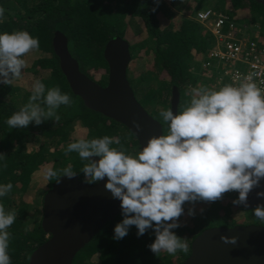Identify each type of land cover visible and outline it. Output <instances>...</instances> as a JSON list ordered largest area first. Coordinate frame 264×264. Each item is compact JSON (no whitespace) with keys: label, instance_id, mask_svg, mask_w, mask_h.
I'll return each mask as SVG.
<instances>
[{"label":"trees","instance_id":"16d2710c","mask_svg":"<svg viewBox=\"0 0 264 264\" xmlns=\"http://www.w3.org/2000/svg\"><path fill=\"white\" fill-rule=\"evenodd\" d=\"M0 6L5 9L0 32L25 30L39 38V49L21 57L26 67L20 80L26 89L0 83V153L5 154L0 161V184L13 185L11 192L0 197V203L6 211L16 212L14 224L7 229L11 264H29L32 253L48 240L41 228V202L62 170L71 167L79 181L86 183L82 168L87 161L76 152H66L76 131L83 132V139L87 140L105 135L117 138L120 144L112 147L123 146L132 155L140 149L136 138L123 125L87 109L71 92L53 51L56 32L66 38L68 52L80 73L102 88L106 87L108 76L103 57L105 45L113 38L126 41L131 57L127 81L136 101L161 125L162 134L168 126L160 112L170 108L173 88L179 93L178 113L189 106L193 90L204 87L199 84L211 83L203 77L202 64L214 41L194 21L198 12L211 8L225 14L249 38L258 35L264 41V15L260 14L264 7L253 0H171L169 4L162 0H0ZM136 22L143 27L141 35L131 29ZM140 61L144 69L136 72ZM37 80L44 83L45 94L57 86L68 93L71 104L57 109L58 123L50 119L40 125L33 122L26 128L9 127L7 119L29 102ZM49 169L55 170L57 176L49 178ZM236 197V192H228L216 202L197 203L190 224L173 229L186 239L187 253L161 252L157 257L148 248L155 239L153 229L137 237L136 227L131 226L123 239H113L114 227L123 219L119 214L76 254L72 264H184L192 241L202 232L241 226L233 221V216L238 211H254L233 205ZM191 207L188 202L184 205L185 210Z\"/></svg>","mask_w":264,"mask_h":264},{"label":"clouds","instance_id":"9594fccd","mask_svg":"<svg viewBox=\"0 0 264 264\" xmlns=\"http://www.w3.org/2000/svg\"><path fill=\"white\" fill-rule=\"evenodd\" d=\"M207 10L212 9L198 12L194 21ZM4 17L5 9L0 6V23ZM38 49L39 38L25 30L0 32V83L9 85L21 77L26 67L21 57ZM217 87L194 89L189 106L175 115L171 108L162 110L160 117L168 126L167 132L149 138L135 155L123 146L112 147L120 141L107 135L68 144L67 153L76 152L87 161L82 168L85 182L94 184L107 178L105 188L120 201L123 219L115 225L113 239H123L131 226L136 227L137 237L153 229L155 239L148 248L157 257L161 252L187 253L186 239L173 231L181 226L179 220L185 214L186 202L193 205L188 209L189 216L196 215L197 203L216 202L228 192L238 193L233 205L247 206L250 192L261 187L264 88L254 82L252 75L243 77L238 84ZM45 91L44 83L35 81L29 102L7 119V125L26 128L33 122L40 125L50 119L58 123L57 109L70 105L71 97L58 86L48 89L46 94ZM134 125L138 130L141 127L138 122ZM90 157L99 159L89 162ZM4 158L5 154L0 153V161ZM76 174L66 167L60 177L73 179ZM47 175L55 177L57 172L49 169ZM12 188L10 182L0 184V197ZM256 195L264 198V190ZM253 214L264 222V204H258ZM15 220V210L6 211L0 203V264H11L7 229ZM221 239L225 243L237 242L235 237Z\"/></svg>","mask_w":264,"mask_h":264},{"label":"water","instance_id":"95a60500","mask_svg":"<svg viewBox=\"0 0 264 264\" xmlns=\"http://www.w3.org/2000/svg\"><path fill=\"white\" fill-rule=\"evenodd\" d=\"M264 7V0H253ZM52 47L71 92L84 106L123 125L142 148L152 136L162 134L161 125L136 101L126 73L131 57L128 43L111 39L104 48L107 64V85L102 88L80 73L77 62L70 56L67 40L59 32L54 34ZM179 93L173 88L170 108L177 114ZM134 122L140 124L136 129ZM90 157V162L98 160ZM107 178L93 185L60 177L52 184L42 200L41 228L48 240L31 255L29 264H72L76 254L96 236L101 228L121 214L120 201L105 188ZM264 190L254 188L243 210L252 211L264 198L257 197ZM238 196V193H237ZM235 237L236 243H225L221 237ZM184 264H264V226L246 225L233 228H212L196 237Z\"/></svg>","mask_w":264,"mask_h":264},{"label":"built area","instance_id":"2783aa9c","mask_svg":"<svg viewBox=\"0 0 264 264\" xmlns=\"http://www.w3.org/2000/svg\"><path fill=\"white\" fill-rule=\"evenodd\" d=\"M170 3L171 0H164ZM196 21L212 36L213 47L207 52L203 72L218 71V87L240 82L252 75L254 82L264 88V41L258 35L249 38L227 15L207 10L197 15ZM205 75V74H204Z\"/></svg>","mask_w":264,"mask_h":264},{"label":"rangeland","instance_id":"374dc122","mask_svg":"<svg viewBox=\"0 0 264 264\" xmlns=\"http://www.w3.org/2000/svg\"><path fill=\"white\" fill-rule=\"evenodd\" d=\"M211 9V8H210ZM260 14L261 15H264V10H260ZM131 29H133L132 31H134V32H137L138 34L140 33V35L142 34V32H143V27H142V25L140 24V23H135V26L133 27V25H132V27H131ZM213 47V46H212ZM211 47V48H212ZM211 48H209V49H211ZM29 58H31V57H29ZM30 60V59H29ZM198 67V66H197ZM144 69V67H143V63L140 61V62H137V64H136V66H135V71L136 72H139V71H142ZM203 69V68H202ZM200 73V72H199ZM204 77V79L205 80H207V81H211V83H207V84H199L200 86H204V87H209V88H214V87H217L216 85H217V82H216V80L214 81L213 79H216V77H218V71L217 72H215V70L214 71H207L206 73H205V75L203 76ZM11 83L13 84V85H18V86H21V88L22 89H26V84L25 83H23L21 80H20V77L19 78H16V79H13L12 81H11ZM147 108H148V106H147ZM84 137V133L83 132H80V131H76L74 134H73V140L74 141H76V140H78V139H81V138H83ZM42 199H43V197H42ZM42 203V202H41ZM187 213H188V210H185V214L183 215V216H181L180 217V220H179V222H180V225H189L190 224V222H191V218H192V216H189V215H187ZM233 221L236 223V224H242V226H243V224H248V225H256V226H262L263 224H264V222H262V221H260V220H258L255 216H254V214H253V212L252 213H247V212H237L234 216H233Z\"/></svg>","mask_w":264,"mask_h":264}]
</instances>
